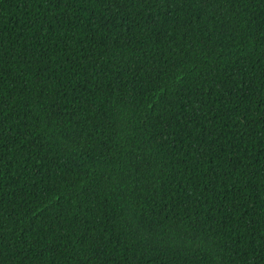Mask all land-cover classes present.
<instances>
[{"label": "trees", "instance_id": "obj_1", "mask_svg": "<svg viewBox=\"0 0 264 264\" xmlns=\"http://www.w3.org/2000/svg\"><path fill=\"white\" fill-rule=\"evenodd\" d=\"M0 264H264V0H0Z\"/></svg>", "mask_w": 264, "mask_h": 264}]
</instances>
